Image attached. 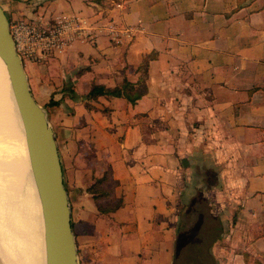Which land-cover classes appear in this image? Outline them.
I'll use <instances>...</instances> for the list:
<instances>
[{"label": "crops", "instance_id": "crops-1", "mask_svg": "<svg viewBox=\"0 0 264 264\" xmlns=\"http://www.w3.org/2000/svg\"><path fill=\"white\" fill-rule=\"evenodd\" d=\"M0 2L11 20L80 13L132 28L25 62L56 132L82 264H178L181 202L201 180L231 226L213 239L216 264H264V0ZM124 78L146 80L134 103L89 95ZM110 168L119 183L99 184L102 211L89 186Z\"/></svg>", "mask_w": 264, "mask_h": 264}, {"label": "water", "instance_id": "water-1", "mask_svg": "<svg viewBox=\"0 0 264 264\" xmlns=\"http://www.w3.org/2000/svg\"><path fill=\"white\" fill-rule=\"evenodd\" d=\"M0 59L24 129L32 177L41 204L46 264H80L56 132L47 109L33 94L11 32V19L1 2Z\"/></svg>", "mask_w": 264, "mask_h": 264}, {"label": "bare ground", "instance_id": "bare-ground-1", "mask_svg": "<svg viewBox=\"0 0 264 264\" xmlns=\"http://www.w3.org/2000/svg\"><path fill=\"white\" fill-rule=\"evenodd\" d=\"M28 183L35 200L23 207L24 199L27 196L25 188ZM0 231L3 238L5 236L6 241L10 242L12 248L7 255L8 264H14L13 262L18 258L20 260L19 264H30L29 261L37 260H43L46 264L41 204L32 177L24 129L17 113L7 72L1 59ZM14 244L16 245L13 246Z\"/></svg>", "mask_w": 264, "mask_h": 264}, {"label": "built area", "instance_id": "built-area-1", "mask_svg": "<svg viewBox=\"0 0 264 264\" xmlns=\"http://www.w3.org/2000/svg\"><path fill=\"white\" fill-rule=\"evenodd\" d=\"M131 29L113 19L91 21L80 13L57 14L53 20L41 15L11 20V32L24 64L26 60L45 62L63 53L77 39L93 40L98 34H105L121 40Z\"/></svg>", "mask_w": 264, "mask_h": 264}, {"label": "rangeland", "instance_id": "rangeland-1", "mask_svg": "<svg viewBox=\"0 0 264 264\" xmlns=\"http://www.w3.org/2000/svg\"><path fill=\"white\" fill-rule=\"evenodd\" d=\"M12 20L15 21L17 19ZM27 62L29 63V60H27ZM211 179L214 180L213 177H211ZM195 183L196 184L194 186L196 187L194 194L192 196L191 194L188 195L191 197L181 202L179 210L178 229L181 234H186L188 239L185 245L182 247L178 264H216V260L211 257L210 253L212 251V245L214 242L213 239H215L217 235H221V233L225 230L229 231L231 226L223 225L221 223V216L218 208L216 207V203L218 204V201L214 198V193H206L205 189L207 186L205 181L201 180V187L197 186L199 183L198 181ZM203 186H205V188H203ZM25 192L27 196L24 199L23 207H25V204L28 205L33 203L35 200L34 194L30 190L29 183L25 188ZM27 197H29V199H27ZM4 239L5 236L3 238V235L0 231V264H8L7 255L12 249L10 247V242ZM15 245L16 244L13 246ZM19 261L20 260L18 258L13 263L19 264ZM42 261L43 260L31 261L32 263L29 261V263L44 264V261ZM80 264H82V262H80Z\"/></svg>", "mask_w": 264, "mask_h": 264}, {"label": "trees", "instance_id": "trees-1", "mask_svg": "<svg viewBox=\"0 0 264 264\" xmlns=\"http://www.w3.org/2000/svg\"><path fill=\"white\" fill-rule=\"evenodd\" d=\"M100 18V17H99ZM145 71V77L147 76V66L144 64L142 66ZM147 85L146 80L143 78H140L137 81H132L128 78H124L122 82L114 85V86H106L102 83H93L92 87L89 91V95L94 98H98L100 95H116V96H125L128 98L131 102H136L146 91ZM103 181H109L112 183V186L107 188V192H109L114 186H116L119 181L114 179L112 177V169L106 170L104 175L100 178H96V180L89 186V189L94 193V196L96 198L98 207L102 211H108L109 208H103L101 202H100V194L101 191L99 189V184ZM122 199H118L113 206V208H116L122 204ZM112 208V209H113ZM72 225L74 228V223L72 221ZM217 235L216 237H218Z\"/></svg>", "mask_w": 264, "mask_h": 264}]
</instances>
